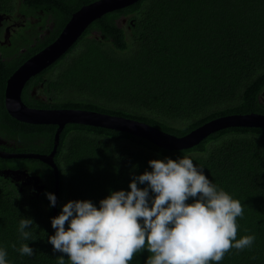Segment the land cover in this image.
Here are the masks:
<instances>
[{"label": "trees", "instance_id": "trees-1", "mask_svg": "<svg viewBox=\"0 0 264 264\" xmlns=\"http://www.w3.org/2000/svg\"><path fill=\"white\" fill-rule=\"evenodd\" d=\"M129 11L136 18L131 33L113 26L112 16L104 27L112 46L86 40L65 62L57 87L76 94L70 108L125 117L178 137L218 117L264 114V0H138ZM52 133L37 151L52 150ZM183 157L241 202L237 239L255 236L251 248L232 249L219 264H264V129L230 128L174 151L119 131L67 124L54 157L57 216L69 201L99 207L111 192L129 191L134 175L151 171L150 160ZM35 164L46 193L54 194L53 171ZM49 205L46 195L41 203L25 200L0 183V248L7 264H57L61 254L48 243L55 234ZM23 218L34 222L26 241L18 231ZM25 243L33 256L20 255ZM149 255L138 253L130 264H146Z\"/></svg>", "mask_w": 264, "mask_h": 264}, {"label": "clouds", "instance_id": "clouds-1", "mask_svg": "<svg viewBox=\"0 0 264 264\" xmlns=\"http://www.w3.org/2000/svg\"><path fill=\"white\" fill-rule=\"evenodd\" d=\"M148 165L151 171L134 175L129 191L111 192L99 207L90 200L69 201L51 219L55 234L48 243L61 254L57 264H66L65 256L67 264H130L145 250L150 253L146 264H219L232 249L252 247L254 235L237 239L241 202L212 183L191 158ZM45 195L55 207L56 196ZM33 223L20 220L23 240L30 239L26 229ZM18 251L28 257L35 253L26 243ZM6 257L0 248V264H7Z\"/></svg>", "mask_w": 264, "mask_h": 264}, {"label": "flooded vegetation", "instance_id": "flooded-vegetation-1", "mask_svg": "<svg viewBox=\"0 0 264 264\" xmlns=\"http://www.w3.org/2000/svg\"><path fill=\"white\" fill-rule=\"evenodd\" d=\"M98 1L101 0H10L0 4V183L11 186L25 200L41 203L46 194L41 181L34 187V182L29 179L37 177L34 170L35 162L39 161L8 157L49 154L50 150L37 151L35 145L41 141L44 146V140L52 132L54 136L57 126L26 124L11 115L6 103L8 80L28 60L51 46L76 12ZM132 5L92 20L65 54L25 82L17 104L29 110L69 109L76 94L70 88L57 87L63 81L61 76L67 72L65 62L86 47V40L112 46L113 39H107L104 33V27L108 28L106 21L112 16L113 26L125 34L131 33L136 21L134 12L129 11ZM29 129L34 131L33 137L29 136Z\"/></svg>", "mask_w": 264, "mask_h": 264}, {"label": "water", "instance_id": "water-1", "mask_svg": "<svg viewBox=\"0 0 264 264\" xmlns=\"http://www.w3.org/2000/svg\"><path fill=\"white\" fill-rule=\"evenodd\" d=\"M138 0H101L76 12L63 29L58 39L48 48L28 60L17 69L9 78L6 87V103L8 111L17 120L23 123L42 125L53 124L57 126L54 134L53 149L47 155H16L8 158H28L39 161L49 167L54 174V195L58 198L59 172L54 162V156L59 143L60 134L67 124H79L119 131L121 133L144 139L153 145L165 150H188L197 146L201 141L213 133L230 128L264 129V114L227 115L218 117L196 128L188 134L178 137L166 134L147 124L121 116H112L96 111L83 109L62 110H29L21 108L20 92L25 82L34 74L46 68L65 54L81 36L90 22L109 12L122 7L130 6ZM19 115L22 118L16 116ZM15 174L17 172H14ZM22 172H19L21 174ZM2 175L5 176V173ZM37 187L41 179L39 176L29 178ZM57 216V203L52 207V218Z\"/></svg>", "mask_w": 264, "mask_h": 264}, {"label": "rangeland", "instance_id": "rangeland-1", "mask_svg": "<svg viewBox=\"0 0 264 264\" xmlns=\"http://www.w3.org/2000/svg\"><path fill=\"white\" fill-rule=\"evenodd\" d=\"M76 54H73V55H71L72 57H74ZM70 58V57H69ZM69 58H68V60H69ZM71 60V59H70ZM69 60V61H70ZM69 109H73V108H69ZM53 149V148H52ZM41 183H42V181H41ZM43 185V184H42ZM52 212V211H51Z\"/></svg>", "mask_w": 264, "mask_h": 264}, {"label": "bare ground", "instance_id": "bare-ground-1", "mask_svg": "<svg viewBox=\"0 0 264 264\" xmlns=\"http://www.w3.org/2000/svg\"><path fill=\"white\" fill-rule=\"evenodd\" d=\"M105 15V14H104Z\"/></svg>", "mask_w": 264, "mask_h": 264}]
</instances>
